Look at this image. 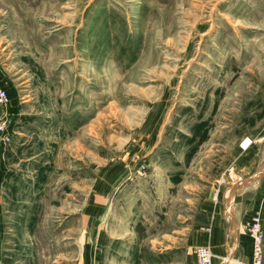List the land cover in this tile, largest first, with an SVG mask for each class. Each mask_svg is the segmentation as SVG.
<instances>
[{
	"label": "rangeland",
	"instance_id": "374dc122",
	"mask_svg": "<svg viewBox=\"0 0 264 264\" xmlns=\"http://www.w3.org/2000/svg\"><path fill=\"white\" fill-rule=\"evenodd\" d=\"M0 79V264H196L264 179V0H0Z\"/></svg>",
	"mask_w": 264,
	"mask_h": 264
},
{
	"label": "crops",
	"instance_id": "0c3cea01",
	"mask_svg": "<svg viewBox=\"0 0 264 264\" xmlns=\"http://www.w3.org/2000/svg\"><path fill=\"white\" fill-rule=\"evenodd\" d=\"M0 82L5 85L7 91L9 88L8 94L11 100L6 109L0 108V113H6L10 119H14L21 115V113L14 111L16 110L14 93L9 86H6L7 82L2 79ZM252 147L250 148L252 149ZM243 158L246 161L244 169L247 170V173L245 174L247 179H251L248 182L250 189H247V184L244 190L240 189L241 194L235 197L236 204L232 211H228L227 204L231 198L229 193L232 188L227 187L229 186L227 183L222 185L220 188H223L225 192H221L220 200L215 202L214 199H210L209 203L205 205L206 222L202 223L204 230L199 228L192 237L194 250L200 246L211 248L214 254V264H250L253 240L248 233L247 222L256 213H259L264 219V179L257 178L260 159L256 157L254 151L253 153L250 151ZM246 194H251L254 197L244 199ZM224 258L227 259L226 262L223 261Z\"/></svg>",
	"mask_w": 264,
	"mask_h": 264
},
{
	"label": "built area",
	"instance_id": "2783aa9c",
	"mask_svg": "<svg viewBox=\"0 0 264 264\" xmlns=\"http://www.w3.org/2000/svg\"><path fill=\"white\" fill-rule=\"evenodd\" d=\"M11 103L9 94L5 85L0 82V108L6 109ZM12 119L6 113H0V134L7 131ZM253 141L247 138L241 144L243 150L251 147ZM227 180L222 179L220 186L226 185ZM249 233L253 240L252 261L250 264L264 263V227L263 222L259 217H255L253 222L248 223ZM196 264H214V254L209 246H200L194 252ZM223 261H227L226 258Z\"/></svg>",
	"mask_w": 264,
	"mask_h": 264
}]
</instances>
